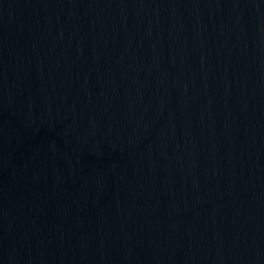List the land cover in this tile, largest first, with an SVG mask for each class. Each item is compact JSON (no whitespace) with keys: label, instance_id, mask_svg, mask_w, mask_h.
Segmentation results:
<instances>
[{"label":"water","instance_id":"water-1","mask_svg":"<svg viewBox=\"0 0 264 264\" xmlns=\"http://www.w3.org/2000/svg\"><path fill=\"white\" fill-rule=\"evenodd\" d=\"M0 264H264V0H0Z\"/></svg>","mask_w":264,"mask_h":264}]
</instances>
